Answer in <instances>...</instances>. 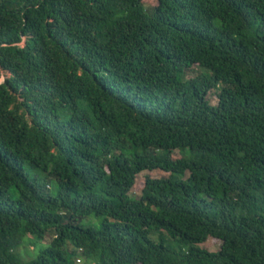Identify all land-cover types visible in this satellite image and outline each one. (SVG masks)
Instances as JSON below:
<instances>
[{"label": "trees", "instance_id": "1", "mask_svg": "<svg viewBox=\"0 0 264 264\" xmlns=\"http://www.w3.org/2000/svg\"><path fill=\"white\" fill-rule=\"evenodd\" d=\"M2 74L0 264H264V0H0Z\"/></svg>", "mask_w": 264, "mask_h": 264}, {"label": "rangeland", "instance_id": "2", "mask_svg": "<svg viewBox=\"0 0 264 264\" xmlns=\"http://www.w3.org/2000/svg\"><path fill=\"white\" fill-rule=\"evenodd\" d=\"M146 3L149 4H155L156 0H143ZM5 74H2V76L0 77V82H2L5 79ZM211 103L215 104L217 102L216 97L212 94L210 97ZM173 157L174 158H178L180 155L177 151H173ZM167 175L165 172L163 171H144L142 173H140L137 177H136V182L135 185L133 186L130 195L138 197L140 195V191L143 187L144 184V180L146 177H152V178H158V177H163ZM50 189H52V186H50ZM156 239V235H154V237ZM50 241V237L46 236V238L44 239L43 243L46 244ZM41 245H36V247L33 248H29V250H27L24 246H21L18 249V252L21 256L22 259L27 260V259H31L33 258L38 250L40 249ZM201 247L209 250V251H216L219 249L220 247V241L214 238H208L203 244H201ZM75 264H82V260L78 259L75 261Z\"/></svg>", "mask_w": 264, "mask_h": 264}]
</instances>
